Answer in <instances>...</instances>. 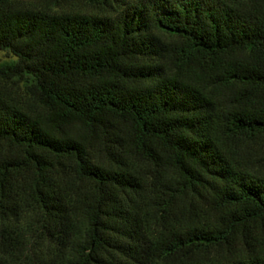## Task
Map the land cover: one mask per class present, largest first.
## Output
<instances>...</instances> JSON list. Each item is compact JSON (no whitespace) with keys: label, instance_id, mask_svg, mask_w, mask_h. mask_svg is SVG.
<instances>
[{"label":"trees","instance_id":"trees-1","mask_svg":"<svg viewBox=\"0 0 264 264\" xmlns=\"http://www.w3.org/2000/svg\"><path fill=\"white\" fill-rule=\"evenodd\" d=\"M0 0V264H264V0Z\"/></svg>","mask_w":264,"mask_h":264},{"label":"rangeland","instance_id":"rangeland-1","mask_svg":"<svg viewBox=\"0 0 264 264\" xmlns=\"http://www.w3.org/2000/svg\"><path fill=\"white\" fill-rule=\"evenodd\" d=\"M20 3L51 9L56 11H81V12H104L103 8L96 7L81 1L61 2L54 4L51 0H19ZM12 55L6 51L0 50V61L10 60Z\"/></svg>","mask_w":264,"mask_h":264}]
</instances>
